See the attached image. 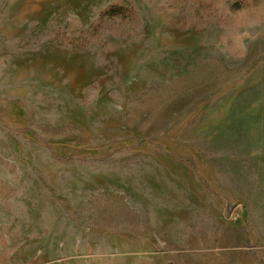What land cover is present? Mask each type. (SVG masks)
I'll use <instances>...</instances> for the list:
<instances>
[{
	"label": "rangeland",
	"instance_id": "obj_1",
	"mask_svg": "<svg viewBox=\"0 0 264 264\" xmlns=\"http://www.w3.org/2000/svg\"><path fill=\"white\" fill-rule=\"evenodd\" d=\"M0 264H264V0H0Z\"/></svg>",
	"mask_w": 264,
	"mask_h": 264
}]
</instances>
